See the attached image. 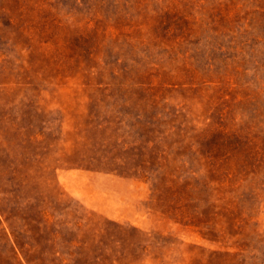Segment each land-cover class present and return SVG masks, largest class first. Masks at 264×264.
Listing matches in <instances>:
<instances>
[{"label":"rangeland","instance_id":"obj_1","mask_svg":"<svg viewBox=\"0 0 264 264\" xmlns=\"http://www.w3.org/2000/svg\"><path fill=\"white\" fill-rule=\"evenodd\" d=\"M0 264H264V0H0Z\"/></svg>","mask_w":264,"mask_h":264}]
</instances>
